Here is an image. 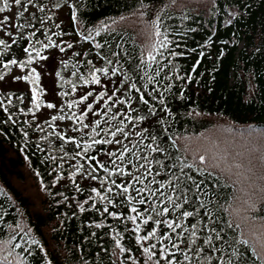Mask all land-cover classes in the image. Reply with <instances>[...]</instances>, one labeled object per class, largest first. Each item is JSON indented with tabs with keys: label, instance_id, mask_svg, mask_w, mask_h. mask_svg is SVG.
I'll return each instance as SVG.
<instances>
[{
	"label": "trees",
	"instance_id": "1",
	"mask_svg": "<svg viewBox=\"0 0 264 264\" xmlns=\"http://www.w3.org/2000/svg\"><path fill=\"white\" fill-rule=\"evenodd\" d=\"M9 4L12 7L6 9L5 13H0V17L20 11L14 6V0H9ZM57 4L60 7H56ZM67 4L68 11L59 13ZM2 6L0 3V7ZM39 7H43L45 11L41 13ZM31 8L43 19V23L32 21L34 27L24 29L23 35H20V30L9 25L0 30V39H5L10 45L8 48L0 46V75L7 76L17 66L9 65L5 68L9 59L27 60L23 48L33 45L41 54L46 49L43 45L50 43L49 37L55 43L63 41L65 45L58 49L65 50L60 51L62 58L59 57L61 60L57 68V83L62 88V106L53 116L64 118L41 121L34 116L39 109L34 107L28 93L0 88V189L5 193L0 195V255L8 256L12 252L9 259L14 264L17 254L23 264H48L49 261L52 264H133V260L127 259L128 255L134 258L135 264H146L142 249L137 251L139 245L134 241V225L126 220L127 215H134L131 213V205L121 203L115 187L108 194L114 203L108 204L97 197L95 201L89 200L84 205L85 212L79 211V204L88 200L89 195L95 196L92 188L105 194L111 180L125 184L130 180L128 176L117 174L102 185L101 179L107 174L95 162H92L91 167H96L94 175L97 179L92 180L88 176L90 165L86 157L96 156L100 163L111 170L114 158L106 153L118 152L121 145H94L86 156L73 159L76 152L83 151L85 142L91 143L89 133L93 128L100 132L101 128L115 126L119 119H123V115L117 121L111 120V115L117 109L122 113L127 112L126 105H116L113 112L105 117L103 111L107 96L99 101L94 97L101 91L111 95L120 86L124 75H128L132 81L139 79L138 74L132 70V65L139 64L141 52L146 58V45L163 38L152 35L155 27L151 22L159 13L163 17L160 30L168 34L169 49L184 53L171 58L177 68L170 74L185 79L171 81V91L165 93L171 114L161 112L157 104L156 115L139 122L135 128L128 125L125 131L132 134L130 139L133 142L139 140L135 133L148 128L149 132L156 134L162 141V147L181 158L186 149L211 146L212 142L221 148L227 146L233 151L258 147L256 138L264 133V0H36ZM73 11L79 19L72 18ZM101 22L107 23L109 27L101 30L97 36L95 29ZM89 30L92 31L93 39L85 40L84 35ZM33 31L36 35L29 38V33ZM8 32L12 33L11 37L7 35ZM242 39H245V44L239 48L238 43ZM13 40L16 43H12ZM97 43L102 47L96 48ZM68 44L73 47L68 48ZM201 51L205 53L203 57L199 55ZM33 55L36 53L33 52ZM165 55L167 56V51ZM108 59H112L111 65L107 64ZM117 60L120 64L116 63ZM121 65L122 71L115 77L111 76L112 68H119ZM194 66L195 72H192ZM104 67L109 68V74L97 75L111 80L107 87L104 84L92 87L91 83H83V79L90 78V71ZM188 75L192 76L191 82L187 81ZM168 83L169 81L163 80L157 87L163 91V85ZM128 87L125 83L121 91H126ZM151 87L150 85L147 91H151ZM88 92L93 93L88 101L68 107V104L79 101ZM132 95L138 94L133 92ZM9 100L11 104L8 103ZM88 103H92L93 109L81 122L75 117L87 111ZM108 104L111 105L112 102L108 101ZM133 106L139 108L140 115H146L143 105L133 101ZM5 107L8 112L3 111ZM131 114L135 116L137 113ZM8 116L15 123H3ZM97 119L101 121L99 127L95 123ZM160 119L166 121L163 126L158 123ZM127 123L125 120V124ZM84 124L88 127L84 128ZM161 128L167 131H161ZM24 131L28 132V136H24ZM95 138L119 139L132 147L129 140L120 133L113 138L100 132ZM172 140L176 142L175 148L171 147ZM150 142L144 141L145 144ZM77 143L80 144L79 148L76 147ZM151 155H159L163 159L162 154ZM188 156L190 161V153ZM78 162L84 165V170L77 173L73 182L71 172ZM117 164L125 167L126 172L140 174L131 165L126 166V160L117 161ZM153 169L155 171V165ZM196 175L199 178V174ZM214 175H221L223 186L216 189L221 198L209 191L208 196H202L201 199L213 201L207 205L211 213L219 215L222 220H231L233 216L226 209L236 187L219 170ZM57 176L61 177L59 182H56ZM157 179H165L164 174L161 173ZM212 183L215 181L209 183L210 189ZM76 185H79L80 191L76 190ZM152 187L155 188L156 185ZM129 195H135V192L130 189ZM93 203L99 211L91 207ZM217 204H222L223 208L218 209ZM105 205L110 212L116 211L118 216L112 217L107 213L101 215ZM136 207L143 211L145 206L137 204ZM201 211L203 213L204 210ZM251 215L264 216V204L258 203ZM96 224L104 226L97 228ZM125 224L127 232L124 231ZM151 226L150 222L148 228ZM243 226L242 223L241 227ZM113 230L122 233L121 243L131 249L130 253H121L119 259L113 255ZM144 233L142 228L139 234ZM237 236L239 238L238 232ZM33 240L39 243H31ZM17 243L21 247L13 248ZM148 243L144 242V246ZM230 251L228 249L223 254L225 259ZM245 259L250 264L252 261L261 264L252 256L250 249L245 253Z\"/></svg>",
	"mask_w": 264,
	"mask_h": 264
},
{
	"label": "snow or ice",
	"instance_id": "2",
	"mask_svg": "<svg viewBox=\"0 0 264 264\" xmlns=\"http://www.w3.org/2000/svg\"><path fill=\"white\" fill-rule=\"evenodd\" d=\"M35 2L36 0H14V6L20 9V11L0 17V30L5 25H9L12 28L20 30V35H23L24 29L34 27L32 21L43 23V19L38 17L31 8ZM0 3L3 4L0 7V13H5L6 9L12 7L9 4V0H0ZM56 7H60V5L57 4ZM39 11L43 13L45 9L39 7ZM72 18L79 19L75 11L72 12ZM162 19L163 17L157 13L151 23L155 27V32L152 35L163 38L156 40L155 43L150 42L146 45L148 49L146 58L144 53L141 52L139 64L132 65V70L138 74L139 79L132 81L128 75H124L120 86L111 95H107L106 92L101 91L94 97L96 101H99L107 96V99L104 101L105 110L103 111V116L105 117L113 112V107L116 105L127 106L126 113H122L120 109H117L111 115V120L113 121H117L121 115H123V119H119L115 126L101 128L100 132H104L113 138L120 133L125 139L129 140L132 147L123 144L119 139H96L95 137L99 136L100 132L96 128H93L91 133H89L92 137L91 143L85 142L83 144V151L76 152L73 157L75 159L76 157L86 156L94 145H121L118 152L111 151L106 153L109 157L114 158L111 161L113 165L111 170L105 164L100 163L96 156L86 157L90 165L88 176L92 180L97 179V176L94 175L97 169L96 167H91L92 162H95L99 169H103L107 174L101 179L102 185L109 181L113 175L117 174L119 176H128L130 180L126 184L111 180L105 194H101V191L97 188H92L91 191L95 193V196L89 195L88 200L79 204V211L85 212L84 205L89 200L95 201L97 197L101 201H107L108 204L114 203L108 194L112 193L113 187H115L118 190L116 195L121 197V203L131 205V213H134V215H127L126 220L131 221L134 225V241L139 245L137 251L142 249L146 264H162V262L163 264H250V261L245 259V253L249 249L255 260L264 264V216L251 215L256 210L258 203L264 204V133H260V136L256 138L258 147L253 146L248 147L244 151H233L227 146L221 148L220 145L212 142L211 146L201 145L193 149H186L183 158H181V156H176L165 147H162V141L158 139L156 134L149 132L148 128H143L141 131L135 133V136L139 137V140L135 142L130 139L132 134L125 131L128 125L135 128L139 122L147 120L149 116L156 115L157 104L160 106L161 112H167L170 115L165 93L171 91V81L174 79H185V77L170 74L177 68L171 58L182 56L184 53L169 49L170 41L168 40V34L160 30ZM16 21L20 22L17 23ZM229 23H231V20H229ZM108 27L107 23L101 22L100 26L95 29V35H100L101 30H106ZM7 35L11 37L12 33L8 32ZM35 35L36 32L33 31L29 33V38ZM84 39H93L91 30L88 31L87 35H84ZM49 40L50 43L44 44L43 48L59 47L55 41H51L50 37ZM12 43H16V40H13ZM0 46H4L5 48L10 47L5 39H0ZM67 47L72 48L73 45L68 44ZM101 47V44H96V48ZM64 50V48H60V51ZM22 51L27 54V60L18 61L17 59H9L4 67L8 68L9 65H17L19 68L25 69L37 58L41 60L47 59V57L41 56L40 50L36 49L33 45L23 48ZM166 51L167 56L165 55ZM33 52L36 53L35 56ZM112 54L115 55L114 52ZM75 55L80 54L75 53ZM199 55L203 57L205 53L201 51ZM88 63L91 64V61H88ZM112 63V59L107 60V64L111 65ZM116 63L120 64V61L117 60ZM198 64L199 61H197ZM122 68V65L119 68L113 67L111 76H117L122 71ZM192 72H195V66ZM97 73H103L107 76L109 68H95L94 71L89 72L90 78L83 79V83L100 85L102 82ZM73 75H76V72H73ZM0 79H3L2 75H0ZM15 79H23L33 84L31 99L34 107L39 109L41 105L38 100L39 96L42 95V90H38L35 87L40 80V73L37 69L33 67L30 74L22 77L17 76ZM163 80H167L169 83L163 85V91H160L157 85H161ZM191 80L192 76L188 75L187 81L191 82ZM125 83L129 87L126 91L122 92L121 88L124 87ZM150 85L152 86L151 91H147ZM73 90H75V85H73ZM133 92L138 95L133 96ZM117 93L120 95H117ZM63 95H67V93H63ZM92 95V92L83 94L79 101H73L68 104V107L72 108L74 105L88 101ZM108 101H111L112 104L109 105ZM133 101L144 106L146 115L139 114V108L133 106ZM8 103L11 104V100ZM46 106L47 108L57 107L54 103H48ZM86 108L87 111L83 112L81 116L75 117L77 120L82 122L88 115V112L92 111V103H88ZM3 111L8 112L9 110L5 107ZM131 113L137 114L133 116ZM58 118L63 119L64 117L53 116L51 119L55 121ZM125 120L128 122L127 124H125ZM9 121H12L11 116H8L3 123L7 124ZM12 122L15 123L14 121ZM95 123L99 127L101 121L97 119ZM158 123L163 126L166 121L160 119ZM83 127L87 128L88 125L84 124ZM161 131L166 132L167 129L161 128ZM24 136H28L27 131H24ZM249 136H251L250 133ZM145 140H150L151 142L145 144ZM175 144V140H172L171 147L175 148ZM76 147L79 148L80 144L77 143ZM257 152L260 154L257 155ZM152 153L162 154L163 159H160L159 155L153 157ZM189 153L191 156L190 161ZM52 159H55V157H52ZM125 160L126 166L131 165L140 174L135 175L132 172H126L125 167L117 164V161L124 162ZM153 165H155V171ZM74 168L75 170L71 172L73 182H75L77 173L84 170V165L78 162ZM217 170H219L220 174L227 177L232 186L236 187V191L231 197V202L228 203V209H226L229 211V215L233 216L231 220H222L219 215L211 213L207 209V205L213 203V201L201 199L202 196L207 197L209 191L215 197L221 198L220 192L216 191V189L223 186L221 175H214ZM161 173L164 174L165 179L158 180L157 177L161 176ZM197 173L199 174V178H197ZM150 177L151 179H149ZM60 179L61 177L57 176L56 182H59ZM145 181H148V183H145ZM211 181H215V183H212L210 189L208 185ZM136 184L141 186L135 187ZM152 185H156V187L153 188ZM130 189L135 192V195H129ZM76 190H81L79 185H76ZM3 194L5 193L0 189V195ZM137 204L145 206L143 211H140L136 207ZM91 207L99 211L95 203ZM217 207L218 209L223 208V205L217 204ZM202 209L204 210L203 213ZM105 213L112 217L118 216L116 211L110 212L107 205H105L103 212L100 214L104 215ZM120 215H123V213H120ZM150 222L152 226L149 229ZM242 223L243 227H241ZM95 226L101 228L104 225L96 224ZM9 227L11 226L9 225ZM142 228L145 230V233L140 235L139 233H141ZM21 231H23L22 228ZM113 231L115 232V230ZM124 231H128L126 224ZM229 232L232 234L229 235ZM237 232L239 233V238ZM92 235H95V233H92ZM121 240L122 233L115 232L113 255L116 259H119L121 253L131 252V249L126 248L121 243ZM146 241L149 243L147 246H144V242ZM151 241L155 242L152 243ZM31 243L38 244L39 241L33 240ZM20 247L19 243L13 245V248ZM228 249L231 251L228 252L227 259H225L223 254ZM21 251H24V249H21ZM9 256H12V252H9L8 256L0 255V262H3V264H14V261L10 260ZM127 259L133 260V264H135L134 258L131 255H128ZM15 262L16 264H23L18 254ZM48 264H52V262L49 261ZM251 264H255V261H252Z\"/></svg>",
	"mask_w": 264,
	"mask_h": 264
},
{
	"label": "rangeland",
	"instance_id": "3",
	"mask_svg": "<svg viewBox=\"0 0 264 264\" xmlns=\"http://www.w3.org/2000/svg\"><path fill=\"white\" fill-rule=\"evenodd\" d=\"M53 55V54H52ZM51 55V57H52ZM50 55L47 56V58H51ZM35 67L37 68V70L41 75L42 81L41 83L44 85L43 88H46V93L44 91L43 96H41L42 98H44V100L47 101H52L55 98V95L53 94L54 89H53V83H55V77H54V68L53 71L48 69L47 64H45L42 60H39L35 63ZM30 71L29 68H25V69H21L19 67H17L9 76L5 77L3 80H1V84L5 89H26L28 88L30 91L32 90L30 88V84L27 81H24L23 79L17 80L15 79V77L19 76H25L27 75V72ZM49 70V71H48ZM44 75V76H43ZM32 92V91H31ZM55 104H58V102ZM56 109H51V108H47L46 105L43 106V108H41L40 111V117L42 119L47 118L50 113H54Z\"/></svg>",
	"mask_w": 264,
	"mask_h": 264
}]
</instances>
